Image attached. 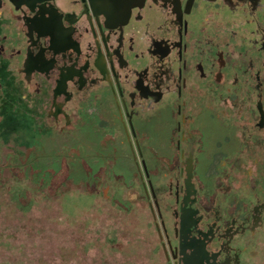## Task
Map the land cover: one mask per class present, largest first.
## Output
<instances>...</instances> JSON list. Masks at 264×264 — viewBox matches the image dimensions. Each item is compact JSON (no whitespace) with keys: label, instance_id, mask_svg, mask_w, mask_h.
<instances>
[{"label":"flooded vegetation","instance_id":"obj_1","mask_svg":"<svg viewBox=\"0 0 264 264\" xmlns=\"http://www.w3.org/2000/svg\"><path fill=\"white\" fill-rule=\"evenodd\" d=\"M75 136L165 264H264V0H0V185Z\"/></svg>","mask_w":264,"mask_h":264},{"label":"rangeland","instance_id":"obj_2","mask_svg":"<svg viewBox=\"0 0 264 264\" xmlns=\"http://www.w3.org/2000/svg\"><path fill=\"white\" fill-rule=\"evenodd\" d=\"M81 141L59 138L55 155L27 149L26 170L0 185V264H165L130 155L94 170Z\"/></svg>","mask_w":264,"mask_h":264}]
</instances>
